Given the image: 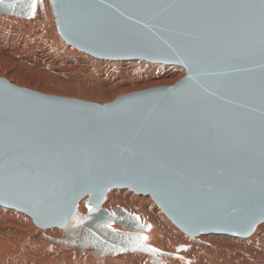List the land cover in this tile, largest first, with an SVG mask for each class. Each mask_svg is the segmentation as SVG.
<instances>
[{"label": "water", "instance_id": "1", "mask_svg": "<svg viewBox=\"0 0 264 264\" xmlns=\"http://www.w3.org/2000/svg\"><path fill=\"white\" fill-rule=\"evenodd\" d=\"M49 1L68 45L98 59L181 66L185 75L103 104L0 77V205L39 229L58 228L61 237L37 236L77 257L141 252L158 264L168 256L142 243L147 225L137 215L103 206L111 188L149 195L190 239L252 234L264 222L260 0ZM220 4L248 7H206ZM32 13L31 0L0 4L3 16ZM219 17L232 23L217 26Z\"/></svg>", "mask_w": 264, "mask_h": 264}, {"label": "rangeland", "instance_id": "2", "mask_svg": "<svg viewBox=\"0 0 264 264\" xmlns=\"http://www.w3.org/2000/svg\"><path fill=\"white\" fill-rule=\"evenodd\" d=\"M50 13H51V10H50ZM2 17L8 20H12V21H21L20 19H13L12 17H9V16H2ZM32 17L33 15L28 19H23V21L30 20ZM50 18H51V24L53 23L52 29L56 31L55 34L57 35L56 36L57 38H54V36H51L48 34L50 32V29H49L50 27L44 24V27L41 30L46 31L45 37L48 43L43 42V44L39 45L36 49L34 48L31 55H29L30 59H24L27 56L23 51L17 52L16 50H14L11 53V51L10 52L5 51L3 50V48H0V77L5 78L7 81L17 86L25 87L30 90L37 91L43 94L62 96V97L80 99V100H84L88 102L103 104V103L110 102L114 100L116 97L122 94L128 93V92H132L136 90H143V89H147L150 87H156V86L172 85L185 75L184 68L181 66H177V65H166V64H161V63L149 62L153 64L150 68L148 67L149 63L143 60L128 59L124 61L122 60L118 61V60H104V59L95 58L89 54H86L76 49L75 47L68 45L58 34L57 29L55 28V25H54V20L52 19V15L50 16ZM6 22H7L5 24L6 26L13 24L12 22H9V21H6ZM3 25L4 24H2V26ZM101 62H103L104 64ZM77 73L79 74V76ZM160 80H164V81L169 80V83L167 84L165 82H161V83L155 84V82H158ZM136 85L137 87L139 86L140 88L136 87L135 89L134 86ZM55 88L56 89L65 88V89L61 90L63 92L48 91L49 89H55ZM106 93H108L109 96H107ZM92 95H97V96L104 95L105 98L103 99L102 98H92L93 97ZM116 189L120 191V196L119 195L113 196L112 192ZM133 195L134 197L136 196L137 198L143 197L144 202L136 203V201L132 200L133 198H131V196ZM118 202L119 203L121 202V203L119 204ZM125 202H127L128 205ZM122 203H123V206H122ZM141 204H143L144 206ZM114 205L115 206L120 205L123 208L127 206L125 209L126 210L129 209V212L131 210L132 212L130 213L132 214L140 213V216L139 215L138 216L140 217L141 220L145 218V221L143 219L142 222L147 223V224L150 222L149 221L150 218L155 217L157 221L161 220L160 223L162 227L160 229V232L163 231L162 234H160L159 232L161 236L159 234H158L159 236L155 234V236L152 239L150 238L151 242L148 241L149 238H147V240L143 239V242L145 244H149L153 246L154 248L157 247L156 249H161V250L164 247L163 250H167V251H169L170 248L171 250L172 248L175 249L174 247H176V245L186 244L185 242L181 240V238L179 237L180 235H178V234H181L183 236L185 234H183L182 231L179 230L164 215V213L154 203V201L149 195L137 194L128 188H119V189L111 188L107 192L104 207H107L108 209H113ZM82 206L84 208L83 209L84 211H82V213H84L86 211L84 203H82ZM143 207H145L144 208L145 210L149 209L150 211L151 209L153 212L152 211L150 212H152L155 216L152 213H149V211L145 213L143 210ZM139 209H140V212H139ZM12 210L14 209L11 208L10 210V208H6L0 205V264H36L37 262H38L37 264H46V262L48 263V261L50 260V258H48L49 256L44 258V254H42V252L43 253L45 252L49 253V252L47 251L44 252L40 246L33 248L30 244L34 243L33 235H36L37 233H41V230H45L43 231L44 234L53 236L49 233H50V230H52L54 227L47 228V229H39L35 226L32 219L28 217L25 213L19 210H16V209L15 211H13V213H9ZM155 210H157V212ZM158 210L160 213L158 212ZM148 213H149V216H148ZM150 214L152 215V217L150 216ZM159 214L160 215L163 214L162 215L163 219L160 217ZM157 215L158 217H156ZM147 216L149 218H147V221H146ZM262 224H264V222L259 223L258 225L260 226ZM112 225H115V224H112ZM257 227L258 226H256V228ZM170 228H172V230ZM175 228H177L179 231ZM256 228L254 229L253 232H255ZM165 230H168V231H165ZM150 231H151V225L149 223L148 230L145 231L147 232V237L148 235L150 236V233H149ZM144 235H145L144 237H146V233H144ZM207 235H201L200 237L202 236L206 237ZM215 235H219L218 237L226 236L227 238L234 237V236H228L224 234H215ZM250 235L249 237H251ZM185 236L184 238L189 239V237L187 238V236L186 237ZM200 237L198 236L197 238H200ZM249 237L248 236L241 237V239L239 237H236L234 239L236 240L237 238H239L237 240H243V238L247 239ZM39 240L43 241L40 238ZM26 241L28 243H26ZM189 241L195 242V240L193 239H190ZM196 241L197 243L200 242V244H203V245L208 244L206 241H199V240H196ZM55 246L56 247H54V249H59L63 247L61 245H55ZM159 246L161 248H159ZM26 247H28L27 252H25ZM71 250L72 249L66 250L65 252L67 253L61 258L55 257L54 261H52V264H66L67 261H68L67 264H71L69 257L71 256V254L74 255V253L71 252ZM187 250H188V246L185 251ZM172 251L173 252L175 251V253H177L182 258L185 256L183 255V253L185 252L183 250H182L183 252L180 251L179 253L176 252V250H172ZM26 253L27 255H25ZM122 253L116 254L113 256L114 257L118 255L121 256V255H124L125 252L123 254ZM126 253L129 254V252H126ZM130 253L143 257L140 260L136 261V264H145V262H147L146 264H148L149 259H150L148 254H144L141 252H130ZM175 253L173 254L174 257L172 258V261L171 260L170 261L171 262L176 261L177 263H180V258L179 256L178 257L175 256ZM87 255L89 256L91 255L90 257L92 259L88 257L92 260L91 264H103V260L99 261L96 259L95 256L89 253H87ZM107 256L108 255H106V257ZM114 257L110 256V258H114ZM162 261L163 260L159 259V262H160L159 264H164ZM111 264H116V263H111Z\"/></svg>", "mask_w": 264, "mask_h": 264}, {"label": "bare ground", "instance_id": "3", "mask_svg": "<svg viewBox=\"0 0 264 264\" xmlns=\"http://www.w3.org/2000/svg\"><path fill=\"white\" fill-rule=\"evenodd\" d=\"M50 10H51V5H50V1L49 0H36V10H35L34 13H32L33 17L30 20L23 21V19H20L21 21H12V20H8V19H5L4 17H2L3 15H0V48H3V50H5V51H9V52L11 51V53L14 50H16L17 52L23 51L26 54V56H27L24 59H30V56L29 55H31V53L34 50V48L36 49L39 45L43 44V42L48 43L46 41L47 39L45 37V32L46 31L41 30L44 27V24L46 26L50 27L49 28L50 29V32L48 34L51 35V36H54V38H57L56 37L57 35L55 34L56 31L54 29H52V24L53 23L51 24V18H50V16L52 15V10H51V13H50ZM13 19H18V18H13ZM52 19H53V16H52ZM6 21L12 22L13 24L12 25H9V26H6L5 25L7 23ZM1 23L4 24V25L2 26ZM122 61H124V60H122ZM101 63H103V62H101ZM152 65H153L152 63H149L148 64V67L151 68ZM78 76H79V74H78ZM161 82H165V83L168 84L169 83V80L168 81L167 80L166 81L160 80L158 82H155V84L156 83H161ZM170 82H172V81H170ZM131 84H133V83H131ZM134 87L136 89L137 85L134 86ZM64 89L65 88H62V89H56L55 88V89H49L48 91H50V92H63L61 90H64ZM122 89H124V88H122ZM129 89H131V88H129ZM129 89H127V90H129ZM70 90H72V89H70ZM125 90H123V91H125ZM119 92H120V90H119ZM106 94H107V96H109L108 93H106ZM92 96H93L92 98H102V99L105 98L104 95H101V96L92 95ZM112 194H113V196L114 195H119L120 196V191L116 189V190H114L112 192ZM131 198H133L132 200L136 201V203L137 202H139V203L144 202L143 201V197L142 198H137L136 196L134 197V195H133V196H131ZM82 203H83V200H81L79 202V205H78V209L81 211V213H82V211H84L83 210L84 208L82 206ZM123 203H122V206H123ZM125 203L128 205L127 202H125ZM143 204H141V205H143ZM103 206H104V204H103ZM116 206H120V205H116ZM116 206L114 205L113 208H115ZM122 206H120V207L123 208ZM6 208H8V207H6ZM105 208H107V207H105ZM125 208H123V209L126 210ZM144 208L145 207H143V210H144L145 213L149 211V209H146L147 210L146 211ZM10 210H11V208H10ZM108 210H110V212H112L111 209H108ZM127 210H126V212H128V213L132 212L131 210L129 212V209H127ZM13 211H15V209L12 210V211H10V212L8 211V212L9 213H13ZM150 211H152V210L150 209ZM150 211H149V213H152L153 212V211L152 212H150ZM155 211L157 212V210H155ZM139 212H140V209H139ZM158 212H159V210H158ZM149 213H148V216H149ZM130 214H132V213H130ZM135 215H137V216L139 215L140 216V213L139 214H135ZM162 215H160L161 218H162ZM148 216L146 217V221H147V218H149ZM150 216L152 217L151 214H150ZM156 217H158V215ZM159 218H157V219H159ZM143 219L145 221V218H143ZM142 220L140 219L141 222H142ZM149 221H150L149 223L151 225V231L149 232L150 233V236L148 235V237H147V232H145L146 230L144 232H142V234H143V237H144L145 236L144 233H146V237L149 238L148 241L151 242V239L155 236V234L156 235L159 234L160 229H161L162 226H161V223H160L161 220H158L157 221L155 219V217L154 218H150ZM148 224L146 223L147 230H148ZM257 226L258 227L256 228L255 232H253L254 234L252 233V235H250L251 237L248 236L249 238H247V239L246 238L245 239L243 238V240H237L239 238L241 239V237H239V238H237L235 240L234 239V238H236L235 236L232 237V238H227L226 236L225 237H223V236L218 237L219 235H215V234H209V235L203 234V235H207V236L206 237L205 236L200 237L201 235H198L200 238H197L198 236H196L195 239H193V240H195V242H191V241H189L190 238L189 239H186V238H184L185 235L182 236L181 234H178L176 232L178 235H180L179 237L181 238V240L183 242H185L186 244L176 245V247L181 246V245L184 246V248L181 249V250H176V247H174L175 246L174 245L173 247L175 249L172 248V250H176V252L179 253L182 250L185 251L187 249V246H188V250L183 253V255H185L183 258L180 257L177 253H175V251L173 252L170 247H169L170 250L167 251V250H163L164 247L161 250V249H156L157 247L154 248L153 246H151L149 244H145L144 242H142V243L145 244V245L151 246L152 248H154L156 250L162 251V252H164V253H166L168 255V256H165V257H159L158 256V264L160 263L159 262V259L163 260L162 262L164 264H194V263L195 264H264V224H262L260 226L257 225ZM110 227L113 228V229H115V230H118V231L121 230V228L119 229V226H116V225H111ZM45 229H47V228H45ZM57 229L58 228L54 227L52 230H50V233L49 234H51L53 236L44 234L43 231H45V230H41V233L44 234V235H46V236H48V237H51V238H53V237H61L62 236V233H61V231L59 229L58 230ZM170 229L172 230V228H170ZM175 229H177V228H175ZM165 231H168V230H165ZM162 232L163 231H161L160 234H162ZM39 238L42 239L44 242L43 241H40ZM187 238H188V236H187ZM164 240H166V239H164ZM196 240L206 241L208 244L207 245H203V244H200V242L197 243ZM33 241H34V243H31L30 244L33 248H36V247L40 246L44 252L45 251L49 252V253H46V252L43 253L42 252V254H44V258H46L47 256H49L48 258H50V260H51V262L49 260L48 263L46 262V264H52V261H54L55 257H60L61 258L62 256H64L67 253L65 251L68 250V249H72L71 252L74 253V255L71 254V256L69 257L71 264H91L92 263V260H91L92 258L90 257L91 255L90 256L87 255L88 252L86 250L84 251L83 254H81L79 257H77L75 255V252H74L73 248H71V247H62V248H59V249H54V247H56L55 245H57V244L52 243L50 241L48 242V241L44 240L43 238H41L40 236H37V234L36 235H33ZM26 243H28V242L26 241ZM146 243H147V241H146ZM160 246H162V245H160ZM160 246H159V248H161ZM27 250H28V247H26L25 252H27ZM125 253H124V255H121V256H119V255L116 256V257L112 256L114 258H110L109 255H108L109 257L108 256L106 257V255H101L99 258H96V259L99 260V261H102L103 260V264H111V263H116V264H136V261H138L141 258H143L142 256H137L135 254H131L130 252H129V254H127V253L125 254ZM174 253H175V256H177V257L179 256L180 263H177L176 261L171 262L172 261V258L174 257L173 256ZM25 255H27V253ZM148 256L151 259L150 255H148ZM88 257H90L91 259L88 258ZM156 258H157V256H156ZM147 259H148V257H147ZM67 263H68V261H67ZM146 263L147 262H145V264ZM148 264H149V262H148ZM155 264H157L156 261H155Z\"/></svg>", "mask_w": 264, "mask_h": 264}, {"label": "snow or ice", "instance_id": "4", "mask_svg": "<svg viewBox=\"0 0 264 264\" xmlns=\"http://www.w3.org/2000/svg\"><path fill=\"white\" fill-rule=\"evenodd\" d=\"M3 3H4V0H0V4H3ZM12 6L13 5H9V7H12ZM206 7L228 9V8H239V7H248V6L247 5L220 4V5H207ZM259 8H260V13H261V31L262 33H264V0H260ZM31 9H32V12L34 13L36 10V0H31ZM213 23L220 27H227L232 23V21L231 19L227 17H219L216 20H214ZM140 239H147V237H141ZM148 250H152V249H148Z\"/></svg>", "mask_w": 264, "mask_h": 264}]
</instances>
